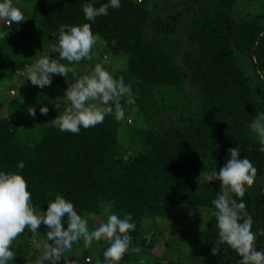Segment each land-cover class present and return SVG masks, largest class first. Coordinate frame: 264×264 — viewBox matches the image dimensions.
Wrapping results in <instances>:
<instances>
[{
  "label": "trees",
  "instance_id": "trees-1",
  "mask_svg": "<svg viewBox=\"0 0 264 264\" xmlns=\"http://www.w3.org/2000/svg\"><path fill=\"white\" fill-rule=\"evenodd\" d=\"M163 1L152 14L137 1L121 0V8L96 18L92 31L109 54L125 56L127 68L119 80L132 85L136 102L130 106L165 115L177 111L180 100L191 104L195 98L191 115L185 109L189 105L182 104L184 110L179 109L176 121L164 129L146 120L151 125L145 129L142 125L129 156L119 153V121L114 118L81 129L78 135L60 132L52 123L29 144L18 137V117L0 119V170L16 171L17 163L24 162L22 174L38 210H46L49 199L62 195L81 216L95 214L103 205L121 217L131 213L137 224L130 233L132 246L141 238L145 250L153 243L141 237V223L165 218L170 209L185 214L193 208H210L220 185L214 173L229 158L228 149L238 146L240 158L247 157L257 168L252 191L246 190L242 199L253 216V231L264 228V153L248 127L263 108L235 60V54L242 53L258 78L257 68L264 71V14L243 21L233 18L237 0ZM87 2L34 0L32 15L54 45L53 33L60 24L90 23L82 12ZM106 2L98 0L95 6ZM50 56L56 58L58 53ZM213 244L221 248L215 256ZM196 245L204 264H237L240 259L233 249L217 243L214 217L209 216ZM107 246L100 242L94 248L96 264H102ZM256 247L264 249V236L257 238ZM12 250L19 261L29 255L30 245L12 244ZM129 256L125 253L121 261L127 262Z\"/></svg>",
  "mask_w": 264,
  "mask_h": 264
},
{
  "label": "clouds",
  "instance_id": "clouds-1",
  "mask_svg": "<svg viewBox=\"0 0 264 264\" xmlns=\"http://www.w3.org/2000/svg\"><path fill=\"white\" fill-rule=\"evenodd\" d=\"M97 2L89 0L82 5L83 18L90 23L60 24L57 32L53 33L56 43L51 46V51L58 53L56 58H52L49 52H42L35 63L24 66L26 80L40 89L50 86L54 76L65 78L67 88L63 102L53 105L59 115L52 123L60 132L78 135L81 129L103 125L107 118L121 120L125 118V104L134 105L136 102L132 85L126 84L123 79L117 81L106 69L107 58L95 63L90 75L77 77L73 67H70L82 60L93 59L94 49L101 39L92 31L96 18L107 17L109 9L122 7L121 0H107L99 7L95 6ZM0 21L9 27L13 22H24L25 16L14 0H0ZM261 35L264 36V33ZM64 60L67 65L61 63ZM253 62H257L255 57ZM256 71L264 80V71L259 68ZM69 73H72L74 82L69 83ZM48 111L47 106L39 108L41 115L46 116ZM27 112L32 117L36 116L35 107H29ZM248 127L258 139L259 151L264 153V111L257 112ZM227 156L229 158L224 166L214 173L220 185L211 200V207L196 210L202 219L205 212L215 218L217 243L227 245L237 253L240 258L237 264H264V249L256 247L257 238L264 236V228L253 231V216L246 210L242 199L247 188L255 182L257 168L247 157L240 158L239 146L228 149ZM24 167L21 160L16 165V171L0 170V264H13L16 257L12 250L13 241L26 229L33 234L38 233L42 224L47 239L35 264H61L62 257L74 245L88 248L101 241L108 244L102 253V264H120L126 252H141V248L132 246L130 233L136 230L137 224L131 213L121 217L119 213L110 212L105 222L90 230L75 205L62 195L49 199L46 210H38L22 174ZM213 245L212 255L215 256L221 248Z\"/></svg>",
  "mask_w": 264,
  "mask_h": 264
},
{
  "label": "rangeland",
  "instance_id": "rangeland-1",
  "mask_svg": "<svg viewBox=\"0 0 264 264\" xmlns=\"http://www.w3.org/2000/svg\"><path fill=\"white\" fill-rule=\"evenodd\" d=\"M133 1L139 2L141 0ZM163 2V0H142L141 7H146L154 14L163 7ZM14 3L23 11L25 21L13 22L9 27L0 21V119L8 117L10 114L18 117L20 121L18 137L22 143L27 142L29 144L39 140L44 127L51 125L52 120L59 115L53 105L63 102L62 97L67 84L64 77L54 76L50 86L40 89L26 80L24 66L35 63L42 52H49L50 55L52 44L32 15L34 0H14ZM262 14H264V0H237L232 17L240 18L243 21ZM94 53L92 60H82L72 66L75 76L90 75L94 64L102 62L105 58L108 60L105 65L106 69L114 77L116 76L117 80L125 76L127 68L125 56L109 54L101 39L98 41ZM235 60L241 71L249 78L252 96L256 102L262 105L264 111V82L254 74L251 61L245 55L236 53ZM68 81L69 83L74 82L72 73H69ZM186 91L188 94L186 96L192 100L190 90ZM193 99L191 104L186 103L185 100L183 102L180 100L177 111H169L165 115L159 112L156 116L152 114L153 110L151 109H142L138 106L125 104V118L118 120V147L121 156H129L134 152V150L129 149H132L131 146L133 147V142L138 137V131L142 125L144 129L151 125L150 123L145 124L146 120L152 119L157 129H164L174 120L176 121L177 116H179V109L184 110L182 104L189 105L185 106V109L190 115L194 112L193 102L195 98ZM41 106L49 108L46 116L40 114L39 108ZM29 107L36 108L35 117L28 114ZM129 120L131 121L130 124H128ZM252 135L253 139L258 141L256 135L254 133ZM247 190L252 191V187L247 188ZM196 209L203 208H193L185 214L179 212L178 209H170L165 218L156 217L144 220L140 225V235L146 240L147 237H151L148 240L153 243L152 249L145 250L146 246L140 238L136 247L141 248V252H126L130 255L128 257L130 260L121 261L120 264H204L203 260L197 256L196 242L208 223L209 215L205 212L202 219L201 214ZM109 210V205H103L97 213L82 215L81 217L87 221L91 230L104 222ZM37 231L38 233L33 234L26 229L13 241V245L20 242L30 245L29 255L22 260H14L13 264H35V260L43 251L42 246L47 239L43 224ZM97 245L96 242L88 248L74 245L70 251L65 253L61 262L96 264L97 260L93 251Z\"/></svg>",
  "mask_w": 264,
  "mask_h": 264
},
{
  "label": "water",
  "instance_id": "water-1",
  "mask_svg": "<svg viewBox=\"0 0 264 264\" xmlns=\"http://www.w3.org/2000/svg\"><path fill=\"white\" fill-rule=\"evenodd\" d=\"M141 5H142V0H141V1H139V6L141 7Z\"/></svg>",
  "mask_w": 264,
  "mask_h": 264
},
{
  "label": "built area",
  "instance_id": "built-area-1",
  "mask_svg": "<svg viewBox=\"0 0 264 264\" xmlns=\"http://www.w3.org/2000/svg\"><path fill=\"white\" fill-rule=\"evenodd\" d=\"M130 123H131V121L129 120V121H128V124H130Z\"/></svg>",
  "mask_w": 264,
  "mask_h": 264
}]
</instances>
